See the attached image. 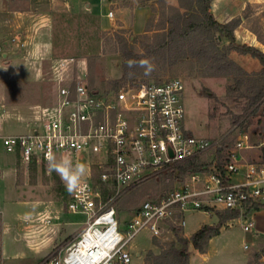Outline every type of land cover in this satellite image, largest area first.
<instances>
[{
  "label": "rangeland",
  "instance_id": "rangeland-1",
  "mask_svg": "<svg viewBox=\"0 0 264 264\" xmlns=\"http://www.w3.org/2000/svg\"><path fill=\"white\" fill-rule=\"evenodd\" d=\"M71 1L75 2L69 8H54L50 26L41 34L43 44L34 54L31 53L30 59L24 60L27 75L21 74V62L17 64L18 75L12 74L16 61L11 49L9 58L12 61L8 67L2 64L0 53V134L30 131L29 126L41 105L53 100L54 71H61L56 60L74 57L85 62L87 84L99 91L179 77L184 83L185 126L194 135L221 139L228 145L245 129L254 143L259 141L264 129V117L261 116L264 99L254 111L249 110V98L242 94L248 81L241 91L234 88L232 76L206 74L198 61L203 50L196 36L185 40L183 47H168L165 53L159 50L154 54L147 53L148 46L155 48L160 33H164V21L172 14L171 7L179 6L177 0H88L89 9L84 5L85 0ZM108 9L112 11L111 17L107 16ZM243 16L249 38L240 36L241 40L237 41L248 45L255 43L253 46L264 51V0H249ZM11 35L7 38L10 39ZM120 38L127 41L134 53H147L156 66L151 75H145L143 68L139 67L133 79H122L125 58L120 49ZM11 44L12 48L14 43ZM226 45L223 39L219 47ZM0 49H4L2 43ZM229 57L247 71L248 74L243 75L246 79L249 75L256 76L261 69L258 59L249 54L230 51ZM210 153L206 158L212 157ZM247 156L252 162L262 159L261 154L249 157L247 152ZM88 159L89 156L85 155L78 162L87 165ZM90 173L97 174L88 170V175ZM173 184L172 176L163 175L144 180L123 193L114 203L120 229L125 230L127 222L144 200L164 195ZM69 196L60 177L49 171L47 164L25 166L20 161L14 163V154L5 151L0 139V216L11 226L8 236L3 239L0 264H44L72 240L85 223L86 215L67 210ZM260 199L264 201V194ZM252 212L223 223L219 233L207 243L206 259L201 252H191L188 248L186 264H257L260 256L261 264H264V211ZM26 214L29 223L22 219ZM42 216H49L51 222L44 224L40 221ZM183 217L185 225L178 231L182 237L191 235L203 224L218 221L216 209L189 210ZM247 221H252L253 226L245 231L243 226ZM16 232L20 233L19 238L15 237ZM172 242L179 247L173 232L154 237L148 228H142L128 243L130 264H147L146 259L152 260L160 255Z\"/></svg>",
  "mask_w": 264,
  "mask_h": 264
},
{
  "label": "built area",
  "instance_id": "built-area-1",
  "mask_svg": "<svg viewBox=\"0 0 264 264\" xmlns=\"http://www.w3.org/2000/svg\"><path fill=\"white\" fill-rule=\"evenodd\" d=\"M56 61L61 71H54V98L41 105L30 131L0 135L5 151L25 166L47 164L49 152L75 163L86 155L89 172L97 173H90L66 202L67 210L86 215L85 223L44 264H130L127 246L142 228L157 237L172 227L183 229L186 211L227 209L246 215V208L261 200L264 163L249 161L246 153L264 147V129L257 143L247 131L228 145L194 135L185 126L181 78L99 91L88 86L82 59ZM208 152L212 157L206 158ZM193 163L200 168L193 170ZM169 173L172 188L144 200L121 230L116 200L142 181ZM40 221L49 224L51 218ZM251 226L247 221L243 229Z\"/></svg>",
  "mask_w": 264,
  "mask_h": 264
},
{
  "label": "trees",
  "instance_id": "trees-1",
  "mask_svg": "<svg viewBox=\"0 0 264 264\" xmlns=\"http://www.w3.org/2000/svg\"><path fill=\"white\" fill-rule=\"evenodd\" d=\"M177 6L171 7L172 14L164 21L166 29L164 33H160V40L157 42L155 48L148 46V52L156 53L159 50L161 53L166 52L168 47H183L184 41H189L193 36L197 37L198 45L203 50L198 57L199 64L204 66L206 74L208 75H229L235 81L237 90H243V86L247 83L242 94L249 98L248 109L253 111L258 104L264 99V51L256 46L248 45L237 41L235 36L236 21L226 23L219 22L214 17L211 6L213 0H177ZM182 9V10H181ZM226 40L227 45L219 47L222 40ZM119 45L123 57V76L122 79H133L139 67L129 69L127 61L129 59L139 61L148 57L147 53H134L129 47L126 40L119 39ZM235 51L240 54H249L258 59L261 64V69L256 76L249 75V79L244 77L248 74L240 65L229 57V52ZM134 75H129V72ZM133 83V82H132ZM121 86H118V88ZM116 88V89H118ZM252 108V109H251ZM264 117V113L261 115ZM258 122H261L258 119ZM242 128L244 125L242 124ZM245 131V129L240 132ZM262 159L260 162L264 163V147H262ZM201 165L191 164V168L196 170ZM190 166L181 167L180 172L185 173ZM168 175L172 176V173ZM264 207V201L257 200L252 203L249 208L244 211L245 214L251 211L258 210ZM240 215L238 210H216L217 223L201 225L190 237H182L178 234L179 229L172 227V232L177 238L179 247L172 242L166 251L156 255L153 259H146L147 264H186L188 259L189 244L192 247L203 253L205 252L209 239L217 235L221 226L226 220L236 218Z\"/></svg>",
  "mask_w": 264,
  "mask_h": 264
},
{
  "label": "crops",
  "instance_id": "crops-1",
  "mask_svg": "<svg viewBox=\"0 0 264 264\" xmlns=\"http://www.w3.org/2000/svg\"><path fill=\"white\" fill-rule=\"evenodd\" d=\"M74 2L75 1L71 0H0V43H2L4 47V49H0V53H6L5 57H3L1 53V58L2 64L7 65V67L12 61L11 58H9L10 49L11 52L15 53L14 59L16 62L11 69L13 75H18L17 73L20 70L18 69L19 67H17V64L21 62L23 67L25 63L24 60L30 59L31 53L34 54L35 50L39 49L43 44L41 34L45 29L49 28V21L53 15L54 8H57V6L69 8ZM88 2V0H85L84 5L88 6L89 9ZM248 3L249 0H213L212 2L211 10L216 20L222 23L236 21L234 32L237 40H241L240 36L249 38V30L245 24L246 18L243 16ZM107 11L111 10L108 9ZM10 34L13 35H11V38L9 39L7 36ZM18 34H20V37H18ZM242 41L247 42L245 40ZM11 42L14 43L12 48ZM251 44L256 45L255 43ZM24 68L25 67L22 68L23 73H21L23 76L27 75ZM80 68L83 71L84 65L81 64ZM261 150L262 147L249 149V157H257L260 154L262 156ZM16 161L17 160L14 156V163H16ZM261 211H264V207L254 210L252 214L261 213ZM2 217L3 216H0V261L3 254V239L8 236L11 227L9 221ZM260 218L261 217H259V219ZM22 219L24 223H29V215H24ZM257 231L260 232L261 230L257 229ZM26 232L25 234L27 236L28 233ZM184 236L190 237V235L185 234ZM15 237L19 238L20 233L16 232ZM194 250L195 249L192 247L191 252ZM201 255L206 259L204 252ZM261 260L262 256L259 257L260 263L257 264H261Z\"/></svg>",
  "mask_w": 264,
  "mask_h": 264
},
{
  "label": "clouds",
  "instance_id": "clouds-1",
  "mask_svg": "<svg viewBox=\"0 0 264 264\" xmlns=\"http://www.w3.org/2000/svg\"><path fill=\"white\" fill-rule=\"evenodd\" d=\"M127 64L129 69L143 68L145 75H151L156 68L152 59L148 57L139 61L129 59ZM129 75H134V73L130 71ZM45 159L49 171L55 172L60 177L70 194L78 191L88 176V166L84 163H74L70 157L60 156L58 158L54 152H49Z\"/></svg>",
  "mask_w": 264,
  "mask_h": 264
},
{
  "label": "water",
  "instance_id": "water-1",
  "mask_svg": "<svg viewBox=\"0 0 264 264\" xmlns=\"http://www.w3.org/2000/svg\"><path fill=\"white\" fill-rule=\"evenodd\" d=\"M2 56L5 57L6 56V53L5 52L2 53ZM191 250H192V246L189 244V251H191Z\"/></svg>",
  "mask_w": 264,
  "mask_h": 264
}]
</instances>
